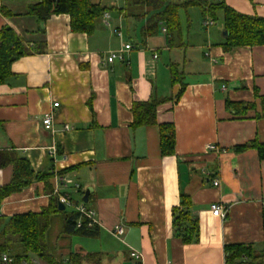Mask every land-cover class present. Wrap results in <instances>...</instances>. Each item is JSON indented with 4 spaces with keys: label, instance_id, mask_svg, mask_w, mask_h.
Returning <instances> with one entry per match:
<instances>
[{
    "label": "crops",
    "instance_id": "crops-1",
    "mask_svg": "<svg viewBox=\"0 0 264 264\" xmlns=\"http://www.w3.org/2000/svg\"><path fill=\"white\" fill-rule=\"evenodd\" d=\"M91 1L111 9L87 35L72 32L64 13L38 22L27 14L33 0H0V28L10 26L27 47L41 50L12 62L11 75L0 84V150L15 151L35 173L52 172L49 190L33 180L0 202V215L38 213L52 194L63 192L85 203L94 211L98 233L76 241L62 232V223L54 247L65 264L72 252L99 253L81 264H132V251L140 253L142 264H225V244L259 249L264 160L254 148H234L253 138L264 142V45L224 51L223 13L203 26L207 17L196 6L179 10L180 31L170 40L163 24L142 38L148 13H130L126 0ZM208 1L264 17V0ZM123 44L131 48L122 60L108 63L106 55ZM170 67L182 73L180 82L171 83ZM149 98H165L155 115L157 123L173 124L171 155H161L157 125H130L134 101ZM227 100L252 106L237 117ZM49 112L52 126L45 130L42 117ZM11 175V165L0 168V185ZM61 179L71 183L64 187ZM182 193L197 215L196 243L181 242L173 233L171 210ZM213 202L227 207L223 219L211 213ZM115 226L123 233L116 234Z\"/></svg>",
    "mask_w": 264,
    "mask_h": 264
},
{
    "label": "trees",
    "instance_id": "trees-1",
    "mask_svg": "<svg viewBox=\"0 0 264 264\" xmlns=\"http://www.w3.org/2000/svg\"><path fill=\"white\" fill-rule=\"evenodd\" d=\"M130 13L147 14L145 24L140 28L141 37L158 33L160 24L167 29L169 40L180 31L179 10L188 6L198 7L203 17H209L213 21L217 18V12L223 13V27L226 31L224 42L221 44L224 51L236 46L264 45V17L244 14L227 6L223 1L209 2L208 0H187L183 3L168 0H126ZM111 8L101 6L91 0H33L28 5L27 14L34 16L38 22H44L51 15L67 14L70 18L69 27L72 32L93 33L96 25L102 18V14ZM6 14L10 12L2 10ZM33 50L41 52L38 48L27 47L14 30L3 25L0 28V84L5 83L11 75L12 62L19 57L32 54ZM171 83L181 81V72L170 67ZM183 86L179 90H182ZM178 92V93H179ZM165 98H149L146 101H134L131 107L133 120L131 127L157 125L159 129V143L161 155H171L174 151L175 129L169 122L157 123L156 109ZM252 104L242 101H226V108L237 117L244 116ZM254 148L260 160H264V142L255 138L248 142L236 145L234 151H243ZM12 166L11 180L8 184L0 185V202L9 194L18 192L29 185L33 180H42L47 190L50 189L49 180L52 172H33L29 162L20 157L13 150H0V168ZM180 203L171 210L173 233L181 242L186 244L196 243L199 234L197 215L191 211V199L186 194L180 195ZM56 195L50 196L48 205L38 213L24 212L13 214L10 217L0 215V255L6 253L12 258L10 264H22L23 261H31L30 254L47 264H65L58 260L51 252L47 242V229L51 223V216L58 210ZM264 212V209H263ZM62 228L64 234L96 237L97 227H88L87 219L81 217L78 212L71 210L65 216ZM79 224V225H78ZM264 225V215H263ZM264 239V238H263ZM97 254L80 255L70 253L68 263L81 264L83 258L94 260ZM225 264H264V241L257 249L254 244L229 243L224 245Z\"/></svg>",
    "mask_w": 264,
    "mask_h": 264
},
{
    "label": "built area",
    "instance_id": "built-area-1",
    "mask_svg": "<svg viewBox=\"0 0 264 264\" xmlns=\"http://www.w3.org/2000/svg\"><path fill=\"white\" fill-rule=\"evenodd\" d=\"M103 16L107 18V14L106 13H104ZM212 24H213V20L211 18L207 17V18H204L202 20V25L203 26H210ZM160 29L162 30L163 33H167V29H165L164 26H162ZM115 33L118 36L122 35L121 31L118 30V29L115 31ZM130 48H131V45L123 44L122 47H119L116 50L110 51L106 55L107 62L108 63H112V62H114L115 60H118V59L122 60L123 52L124 51H128ZM155 57H156V55H153V58H155ZM52 104L54 105V107L58 106L57 102H53ZM52 121H53L52 112L46 113L42 117L43 129L50 130V128L52 126ZM208 148L209 149H215V146L213 144H209ZM69 183H71L70 179H66V180L65 179H61V185L62 186L65 187ZM212 184L214 186H218L219 185L218 184V180L214 179L212 181ZM73 186H74L75 189H79L80 188L77 183H74ZM57 200H58L59 203L64 205V208H66V206L72 207V209L74 211L78 212L81 217H84L85 219H87V226L88 227L96 226V218L94 217V211L92 209L88 208L85 205V203H83L82 201L77 203L76 201H74L69 196V194L67 192L66 193H64V192L63 193H58ZM263 209H264V203H263ZM210 211H211V213L213 215L218 216V217L223 219L226 216V214H227V207L224 206V205H221L219 202H213V203L210 204ZM114 232L116 234L120 235V234L123 233V230H122V228L120 226L119 227L115 226ZM130 256H131V258H133V263L132 264H142L141 263V258H140V253H138L136 251H132L130 253ZM11 260H12V258H10L6 253H2L0 255V261L3 264H10V263H12ZM22 264H34V262L26 260V261H23ZM167 264H172V263L168 262Z\"/></svg>",
    "mask_w": 264,
    "mask_h": 264
},
{
    "label": "rangeland",
    "instance_id": "rangeland-1",
    "mask_svg": "<svg viewBox=\"0 0 264 264\" xmlns=\"http://www.w3.org/2000/svg\"><path fill=\"white\" fill-rule=\"evenodd\" d=\"M109 1H113L114 3H119L122 2V0H109ZM193 22V20H192ZM72 209V207L66 206V209L63 211L58 212V215H56L55 217L53 216V220L51 221V224L49 226V228L47 229V242L49 244V246L51 247V252L53 253V255L57 256V251L59 252V249L57 248V250L55 251L54 244H55V237L58 233H60V229L62 227V223L65 222V218L64 216L66 215L67 212H70ZM72 239L79 241L80 236H76V235H72ZM62 241V240H61ZM59 241L57 244H62V242Z\"/></svg>",
    "mask_w": 264,
    "mask_h": 264
},
{
    "label": "water",
    "instance_id": "water-1",
    "mask_svg": "<svg viewBox=\"0 0 264 264\" xmlns=\"http://www.w3.org/2000/svg\"><path fill=\"white\" fill-rule=\"evenodd\" d=\"M224 35H226V31L224 32ZM89 193H90V190H86L85 191V193H84V195L82 197L83 201L87 200V197H88ZM57 204H58V210H60V211L64 210V205L63 204H61L59 202H57Z\"/></svg>",
    "mask_w": 264,
    "mask_h": 264
}]
</instances>
